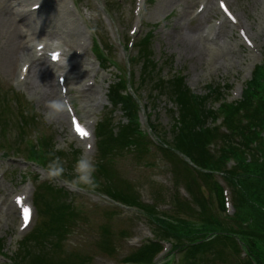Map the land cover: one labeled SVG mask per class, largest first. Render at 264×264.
<instances>
[{"label":"rangeland","instance_id":"1","mask_svg":"<svg viewBox=\"0 0 264 264\" xmlns=\"http://www.w3.org/2000/svg\"><path fill=\"white\" fill-rule=\"evenodd\" d=\"M11 1L0 0V16L6 12L17 20L14 13L17 6ZM69 1L47 0V5L35 12L34 17L42 18L41 27L45 31L58 29L59 38L50 42L54 43L52 48L63 43L64 23L68 20L66 27H77L71 24V19L75 18L84 31L82 41L87 49L79 59L83 63L81 68L88 71L86 78L95 82L91 92L77 91V85H73L71 98L75 109L82 116H79L81 120L93 123V126L102 117L109 121L106 123L114 132L118 131L120 123L128 124L129 119L121 105L113 104L111 90L119 80L125 81L128 72L132 71L131 89L138 95L136 99L140 103L139 108L143 110L145 106V113L141 112L140 119L142 128L149 131V123L152 124L160 139L173 144L179 133L180 112L174 102L176 98L172 96L169 85L164 80L174 74L182 75L189 90L203 99L206 110L216 109L219 103L210 98L213 91L218 90L228 101L236 100L234 91L239 93L251 77L254 67L264 61V0H226L238 22L241 21L254 40L256 51L242 42L237 28L229 27L231 22L230 25L214 27L223 17L221 13L213 11L217 0L211 1L209 8L201 14H198V8L203 0H78V11L75 8L66 11ZM136 2L141 5L140 19ZM136 24L135 44L126 50L123 45H128L132 40L129 33ZM20 28L23 30L22 36H27V25L21 24ZM201 35H208L212 42L211 48L204 54H199L198 48L194 47L195 40ZM90 36L93 43L88 40ZM146 36L149 37L147 43L143 42ZM74 38L76 37H72ZM3 40L4 37L0 35V110L5 106H9L11 110H5L0 117V172L5 171L0 183V198H13V193L18 194L29 188L34 211L32 223L22 232L19 229L21 218L18 208L0 213V264H10V260L15 264H34L32 250L37 246L48 248L49 255L40 259L41 263L38 264H47L50 260L54 264L121 263V259L134 247L153 239L154 232L159 227L137 208L118 207L106 196L109 190H132L143 201L159 204L157 209L159 213L163 212V218L171 217L177 215L173 209L174 196L180 193L181 198L190 197L184 183L178 184L176 181V173L181 181L183 178L185 181L188 177L193 178L194 194L201 193L209 200L211 181L191 171L171 154H168V160L158 148L145 151L136 145H126L110 151L101 160L103 156L99 154L96 145L94 149L86 150L85 143L72 135L71 120L66 110L64 119L59 114L55 119L45 121L43 113L46 111L47 95L41 91L44 87L40 78L33 71L29 82L24 83L23 76L18 75L19 66L14 77L7 75L2 65ZM40 40L36 37L30 40V51L35 49ZM94 45L104 46L109 52L113 65L108 70L98 69L93 53ZM147 48L149 54H142ZM147 57L149 59L143 65ZM53 77L56 78L54 75ZM88 94H92V103L88 100ZM15 102L19 108L14 105ZM25 112L27 122L22 125V113ZM215 113L217 115L220 110ZM200 119L204 120L203 117ZM210 121L211 117L208 122L206 120L205 128L212 125ZM95 141L99 142V138ZM36 151L44 152L46 169L27 160L31 155H37ZM81 155L87 156L96 164L97 186L73 190L67 186L66 180L71 178L74 162ZM54 157H59L63 163L64 173L50 177L48 163ZM184 168L191 173L183 171ZM218 179L223 180L220 176ZM55 185H66L73 198ZM4 191H8L10 196H3ZM45 202L65 205L73 203L74 208L69 214L71 217L66 219L65 224L68 235L65 238L64 234H52L48 238L49 243L45 242V237H40L41 240L34 246H28V243V253L25 254L28 261H25L19 255L27 242L26 238L32 233L24 239L23 237L33 226L34 229L43 226V220H48V215L42 212ZM183 215L189 224L199 221L196 215ZM190 230L194 232L193 225ZM109 237L112 241L110 249L109 243L106 244L104 240ZM59 239L64 241L62 249ZM31 240L33 245L36 241L34 238ZM224 250L227 253L230 251L227 247ZM183 256L181 252H177L172 258V264H185ZM165 257L166 255L158 261ZM222 263L217 258L216 264Z\"/></svg>","mask_w":264,"mask_h":264},{"label":"trees","instance_id":"2","mask_svg":"<svg viewBox=\"0 0 264 264\" xmlns=\"http://www.w3.org/2000/svg\"><path fill=\"white\" fill-rule=\"evenodd\" d=\"M148 59L149 57L145 58L143 65ZM167 83L180 108L179 133L175 136L173 144H167L169 148L174 147L186 154L201 169L208 170V172H200L187 163H183L197 175L211 181L209 200L201 193L194 194L195 182L193 185V178L188 177L186 186L192 193L198 210L177 199V202H174L177 215L163 218L165 215L157 211L156 205L143 203L139 195L132 190L107 191L114 200L137 207L159 227V230L156 229L157 241L148 240L128 254L123 261L127 264H159L154 262V256L162 247L159 240L171 239L174 247L170 255L174 251L181 252L184 255L182 261L184 260L185 264H216L217 258L223 262L222 264H264V143L262 140L264 63L257 66L240 101L221 105L220 113L224 116L223 126L230 133L222 132L218 127H204L206 120L208 122L210 117L215 120L217 115L212 110H206L203 99L194 95L180 76H174ZM126 88L124 82L117 83L111 95L113 104L121 105L127 114L128 124L120 123L117 132L110 129L106 123L109 122L107 120L99 125L98 152L103 156L101 160L117 147L136 145L144 149L140 140L143 134L139 130L136 115L138 106L135 98L127 92ZM218 96V91H213L210 98H218ZM22 119L23 125L27 122V114L22 113ZM234 136L238 139L237 141ZM216 141H220L219 147L216 152L210 153L208 145L217 144ZM230 160H233L234 164L228 168L227 162ZM98 166L103 165L98 164ZM183 171L191 173L187 168ZM214 172H222L231 186L234 208L231 216L226 217L224 214L221 216L215 207L213 194L219 202L220 210H224L221 188L213 180ZM63 193L67 194L65 191ZM73 208L69 204L45 202V209L42 212L48 215V220L44 219L43 226L33 229L30 237L26 238L27 242L24 243L19 257L22 256L25 261H28L25 257L28 246L39 243L40 237H45V242L49 243L48 238L52 234L65 236L68 229L65 225L66 219L71 217L69 214ZM183 214L187 217L196 215L199 221H192L189 224ZM191 224L194 232L190 230ZM32 238L36 241L33 245ZM109 239H104L106 244H110L111 239ZM52 245L56 244L52 241ZM226 247L230 249L229 253L224 250ZM47 250L46 247H35L32 250V255L35 257L33 263L38 264L40 259L47 257ZM243 251L246 255L241 258ZM225 260L226 263H224ZM47 264L54 263L50 260ZM162 264H169V261Z\"/></svg>","mask_w":264,"mask_h":264},{"label":"bare ground","instance_id":"3","mask_svg":"<svg viewBox=\"0 0 264 264\" xmlns=\"http://www.w3.org/2000/svg\"><path fill=\"white\" fill-rule=\"evenodd\" d=\"M30 1L31 0H17L16 1V4L18 6L16 5L17 8L15 11H17V13H22V14H19L18 20L12 18L6 12H3V15L0 16V35L4 37V40H3L4 50L2 49L3 50V55H2L3 64L2 65L7 75L10 77H14L18 66H19L18 75H20V73L23 74L22 68L27 64L28 67H27L23 82L24 83L29 82L31 78V74L34 71L37 77L40 78V83L44 87V88H41V91H44V93L47 95L46 97L47 101L56 99V98H61L62 92H61V89H59L60 88L58 84L59 79L57 81V78L60 76H64L65 79L68 82H70V85L71 84L78 85L77 88H80V85L82 84L81 85L82 91L91 92L93 85L86 82V81H89L90 79L88 78L85 79V77L88 74L87 71L81 68V63L79 61H72L71 59V58L79 57L75 55L78 50H80V52H84L87 49L85 44H82L80 42L79 37L81 35V30L78 27V24L75 20L71 19V24H75L77 26V27L74 26V30L70 28L69 26L67 27L65 26L67 25L69 20L67 21V23H64L63 44L69 47V52L62 53L61 55L62 62L53 63L51 60L50 61L47 60L44 51L41 54V56H38L37 51L35 52V50L30 51V46H31L30 40L28 39V36H25V37L22 36L23 30L20 28L21 24L27 25L28 27L27 32L31 31V35L29 36L31 40L35 39L36 37L37 40L41 39L40 41L51 44L50 42L52 39L59 38L58 36L59 31L57 28H51L50 30L45 31L41 27V24L43 22L42 18L34 17V10H29V8L32 9V5L34 6L40 3H41V6L47 5V0H36V2L32 3L31 5L29 3ZM207 8H209L208 3L206 5L205 11L207 10ZM213 11L216 12L215 9H213ZM18 21H20V23ZM224 22H226V20ZM73 36L76 38L72 39ZM211 43L212 42L209 41L208 35H206L205 37L201 35L199 36V39L197 38V40H195L194 47L198 48L199 54H204L206 50L211 48ZM50 47H52V45H50L48 48ZM70 51H72L71 54H70ZM73 54L74 56H72ZM68 55H70L71 58H69ZM48 61L50 62V64L48 63ZM35 66H37L36 69H35ZM53 75L56 78H54ZM87 97L90 103H92V94H88ZM95 101L96 99L94 100V102ZM60 117L63 119L66 117L65 111L60 113ZM88 129L86 130L87 132H88ZM89 139L90 138L86 139L87 142H89ZM0 183H1V178H0ZM6 195L10 196V193H8V191H4L3 196H6ZM4 200H7V197ZM27 201L28 199L25 198V203H27ZM3 203L4 202H2L1 205ZM4 205H8L7 207L8 210L14 211L13 209L14 207L18 208L17 204L15 203V200L14 202H12V200H10V202L7 201L6 203H4ZM3 212H4L3 207L1 206L0 213H3ZM22 225H23V222H22Z\"/></svg>","mask_w":264,"mask_h":264},{"label":"clouds","instance_id":"4","mask_svg":"<svg viewBox=\"0 0 264 264\" xmlns=\"http://www.w3.org/2000/svg\"><path fill=\"white\" fill-rule=\"evenodd\" d=\"M68 107L67 98H56L46 102V111L43 113V119L49 121L55 119L60 113ZM96 164L87 156L81 155L74 162L72 175L66 180L69 188L76 190L80 187L95 188L97 186ZM50 177L61 176L64 173V165L59 157H54L48 163Z\"/></svg>","mask_w":264,"mask_h":264},{"label":"snow or ice","instance_id":"5","mask_svg":"<svg viewBox=\"0 0 264 264\" xmlns=\"http://www.w3.org/2000/svg\"><path fill=\"white\" fill-rule=\"evenodd\" d=\"M56 55L57 54H53V59H56ZM75 131L80 134L81 136H87L88 132L86 131V129L84 127H82L79 123L75 124Z\"/></svg>","mask_w":264,"mask_h":264}]
</instances>
